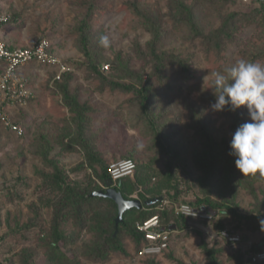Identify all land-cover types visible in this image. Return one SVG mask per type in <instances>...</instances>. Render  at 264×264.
I'll return each mask as SVG.
<instances>
[{
    "label": "rangeland",
    "instance_id": "rangeland-1",
    "mask_svg": "<svg viewBox=\"0 0 264 264\" xmlns=\"http://www.w3.org/2000/svg\"><path fill=\"white\" fill-rule=\"evenodd\" d=\"M83 1L2 0L4 11L11 20L0 27V36L11 47L29 46L42 37L49 40L55 53L72 67L69 88L76 91L81 103L86 102L92 107L89 133L95 139L98 156L107 168L111 162L132 158L142 172L149 175L146 189L142 185L134 192L128 186L123 188L127 199L143 201L139 192L151 198L157 182L155 171L166 170L172 152L163 153L153 145L152 136L145 132L143 120H138L136 110L130 106L132 94L103 88V81L98 78L97 72L89 68L88 58L78 47V34L74 31V26L86 12ZM130 1H136L142 10L156 14L165 28H170L172 24L167 0H96V8L90 16L95 41L91 49H96L97 54L93 56L97 55V71L107 78L120 76L119 72L112 73L111 68L116 54H120L123 60L130 57L133 68L143 64L136 57L133 46L138 42L145 48L151 36L128 5ZM184 1L189 4L194 0ZM259 1L233 0L221 8H205L201 17L204 31L218 26L222 16L229 12H249L259 6ZM239 33L242 38H249L247 51L264 44V38L258 36L253 25H243ZM102 34L111 41L108 48L99 44ZM163 49L189 57L192 61V72L188 79L181 77L179 67H167L166 83L180 89L179 95L162 103L160 110L163 118L159 127L163 128L166 138H163L164 145L168 141L177 152L173 160L181 183L178 201L173 202L195 203L197 198H205V194L199 184L201 172L193 163L194 151L200 147V143L189 125L191 109L203 110V116L211 121L218 141L222 138L231 141L230 119L221 111H213L207 96L214 91L212 74L224 72L225 68L231 67L242 57L237 52V44H228L217 58L214 53H207L201 48L199 38L185 33L171 37ZM4 64V61H0V70L4 69ZM221 64L225 66L224 69L220 67ZM105 65H108L107 69ZM17 73L28 81L33 96L22 110H11L12 119L19 120L26 130L25 136L17 137L0 124V264H20L23 250L31 252L32 264H57L47 259L44 243L52 231L55 210L60 208L63 196L49 184L50 177L47 176L53 172V168L45 165L38 151L47 152L66 184L81 190H105L106 185L97 176L101 167L97 164L90 166L83 150L70 146L69 136L73 132L68 124L72 113L61 95L52 89L51 68L29 63L19 68ZM167 84L160 88H165ZM244 118L246 121L249 119L248 112ZM139 144H143V148H138ZM131 178L135 179V173ZM112 187L116 188L117 182H112ZM263 189L264 181L256 183L254 191L257 197H254L251 192L239 187L234 198L238 213L249 214L259 207L264 218V205L258 203L262 199ZM220 191L214 189L209 197L218 202H228L233 198L230 193L222 194ZM167 192L173 191L163 189L162 196L170 200ZM159 207L160 204L157 205ZM69 210L61 213L63 221L59 228L70 240V244L64 248L65 252L78 264H211V254L216 257L217 264H262L253 263L251 254L252 248L263 241L264 231L257 228L255 223L239 220L231 214L222 223L224 228L240 235V242L237 243H231L219 235L218 216L210 220L187 218L185 222L180 220L178 223L170 218L167 223L172 224L173 230L170 247L162 254L137 256L133 238L120 229L123 250L109 252L106 258H95L90 248L105 234L108 224L102 218L114 215L113 206L109 202L96 205L87 212L83 222L78 221ZM166 210L174 212L170 207ZM135 215L136 212H133L127 218L131 221Z\"/></svg>",
    "mask_w": 264,
    "mask_h": 264
},
{
    "label": "trees",
    "instance_id": "trees-1",
    "mask_svg": "<svg viewBox=\"0 0 264 264\" xmlns=\"http://www.w3.org/2000/svg\"><path fill=\"white\" fill-rule=\"evenodd\" d=\"M96 0H84L86 6V12L84 17L74 26V31L78 34L77 45L81 49L84 56L88 59L87 63L91 70L97 72L98 78L103 81V88L107 87L111 90H119L124 93H131L132 98L129 100L131 108L136 110L138 120H143L145 132L152 136L153 145L157 146L163 153L172 152V157L167 162L166 170H156L157 182L152 189L151 198L162 195V190H172L173 192H167V196L171 201H178V193L180 186V177L178 175V168L174 164V156L177 152L168 143H163V138L166 140L163 134V128L160 129L159 122L163 118V112L160 107L163 102L171 100L175 96L179 95V87H173L166 83V69L167 67L177 66L180 69L181 77L183 79L190 78L192 72V61L189 57H183L179 54H174L163 49V46L167 41L178 33H185L191 35L193 38H199L201 48L207 53H214L218 58L225 51L228 44H237L238 54L246 60L253 62L264 63V44L260 48L249 50L248 42L249 38H242L239 35L241 27L244 25H253L257 30L259 37L264 38V0L259 1V6L252 8L249 12L232 11L222 16L221 22L215 28H211L207 32L204 31L202 26V11L207 7H224L233 0H194L192 3L187 4L184 0H167L168 12L171 19L170 28L162 26L160 19L154 13L150 14L142 10L136 1H130L128 5L132 8L133 12L137 16L139 23L150 34V39L146 42L145 48H142L138 42L134 43L133 49L135 55L139 60L143 61V64L139 68H133L130 66V57L123 60L120 54H116L115 63L111 66L112 73H120L117 78H107L102 73L97 71L96 49H91L94 44V37L92 35V26L90 16L92 11L96 8ZM11 20V17H10ZM149 65V69L147 68ZM223 69L225 66L220 65ZM226 69V68H225ZM71 71L63 74L61 80L55 81L53 90L59 93L63 99L65 106L68 107L72 113L71 121L68 124L72 129L73 134L69 136L70 146L78 147L83 150L86 162L90 166L97 164L101 167L100 172L97 174L98 178L103 184L107 179H110L107 165L104 164L102 158L98 156V151L95 147V139L90 135V112L92 107L86 103H81L78 99L76 91H72L69 88V83L72 79ZM164 84H167L165 88H160ZM159 87V88H158ZM210 105L215 102V93H211L207 96ZM231 121L232 134L236 128L243 122H245V114L247 112L246 107L241 106L235 112L225 109L221 111ZM190 126L194 130V135L197 141L200 143V147L196 149L193 155V163L195 167L201 172L199 177L200 187L205 194V198H197L195 203H188L194 208H204V210L211 209L216 211V215L213 218L219 217L217 222V228L220 231L224 229L222 220L231 214L239 220H247L255 223L256 227L264 231V218L260 214V210L257 207L255 212L249 214L238 213V210L234 204V198L236 191L239 187H243L247 191L251 192L254 197H257L255 193V184L264 181V175L259 172L256 174L243 175L239 169L235 166V157L229 155L230 152V140L222 138L217 140L214 136V129L210 120L203 116V110L198 108L191 109ZM19 121V120H18ZM17 123L20 124V122ZM23 126L25 127L24 123ZM26 130H24L25 136ZM63 146V144H62ZM45 163V165L53 168V172L48 174L49 184L53 185L59 190L63 196L60 201V208L55 210L52 231L49 237L45 240L44 249L46 257L49 261L57 262V264H78V261L73 260L65 252L64 248L67 244H70L69 238L61 230L60 223L63 221L62 217L64 211L69 210L78 221L83 222L87 212L98 206L102 202H109L114 208V215L112 217H104L102 221L108 224L106 232L101 236L100 240L95 241L90 248L91 255L95 258H106L109 252H116L123 250V245L120 240V229L127 232L136 245L135 253L144 243L143 235L137 231L136 224L154 214H158L161 221L166 226H172L169 223L170 218L178 223L180 220L185 222L187 217L176 216L173 212H169L166 209L161 210L157 208L156 204L146 206L141 209L130 208L123 213V220L115 226V217L117 215L116 203L106 197L92 196L91 190H81L63 182L61 172L54 163V161L48 157L47 152L44 150L38 151ZM132 159V158H130ZM134 160V159H133ZM135 161V160H134ZM156 161V160H155ZM136 163L135 179L130 176L124 177L117 182L116 189L120 191L124 198L123 188L129 187L131 192L138 189V186L142 185L145 189L148 185L149 175L147 172L143 173L142 169ZM109 165V164H108ZM216 189L223 193H230L233 198L228 202H218L211 199L209 196L211 192ZM220 191V192H221ZM262 199L258 200L259 205H264V189L262 191ZM143 201L149 197L145 196L143 192H139ZM142 201V200H141ZM142 201V202H143ZM187 203V202H186ZM136 212L135 218L129 221L128 215ZM116 228V232H115ZM232 233H237L231 231ZM264 246V239L252 248L253 252L260 250ZM210 255V254H209ZM31 252L23 250L21 252L20 264H32ZM211 264H217L216 257L210 255Z\"/></svg>",
    "mask_w": 264,
    "mask_h": 264
},
{
    "label": "built area",
    "instance_id": "built-area-1",
    "mask_svg": "<svg viewBox=\"0 0 264 264\" xmlns=\"http://www.w3.org/2000/svg\"><path fill=\"white\" fill-rule=\"evenodd\" d=\"M10 21V15L4 11L0 0V27ZM0 61H4V69L0 70V124L16 136L24 134V128L12 119L11 110H22L32 98L33 91L26 79L18 76V69L29 64L37 63L51 68L52 83L61 80L64 73L72 71V67L62 59L52 48L45 37L36 39L29 46L11 47L0 36ZM105 69L108 65L104 66ZM15 113V112H14ZM136 163L133 159L122 158L108 165L111 182H118L120 176H133ZM125 176V177H127ZM124 178V177H123ZM171 208L176 216L210 220L212 213L204 209L192 207L188 203L173 202L163 197L159 209ZM136 229L143 235L144 243L136 252L139 257H153L162 254L170 247L172 226H166L158 214H154L136 224ZM219 235L231 243L240 242V235L232 233L226 228L219 231ZM253 263L264 264V246L251 254Z\"/></svg>",
    "mask_w": 264,
    "mask_h": 264
},
{
    "label": "clouds",
    "instance_id": "clouds-1",
    "mask_svg": "<svg viewBox=\"0 0 264 264\" xmlns=\"http://www.w3.org/2000/svg\"><path fill=\"white\" fill-rule=\"evenodd\" d=\"M110 43L107 35H100V46L108 48ZM212 75L215 102L211 109L235 112L244 106L249 116L232 134L229 155L235 157V166L243 175H264V63L241 58Z\"/></svg>",
    "mask_w": 264,
    "mask_h": 264
},
{
    "label": "water",
    "instance_id": "water-1",
    "mask_svg": "<svg viewBox=\"0 0 264 264\" xmlns=\"http://www.w3.org/2000/svg\"><path fill=\"white\" fill-rule=\"evenodd\" d=\"M106 188L105 190H95L92 192V196H102L106 198L112 199L117 205V215L115 217V226L117 227L118 223L123 220V213L130 208H143V205L150 206L156 204L157 202H161L163 200V196H157L153 198H147L143 202L140 199H126L123 197L122 193L118 191L116 188L112 187V182L110 179H107L105 182ZM204 209V208H202ZM213 215H216V211L207 209ZM116 232V231H115Z\"/></svg>",
    "mask_w": 264,
    "mask_h": 264
},
{
    "label": "bare ground",
    "instance_id": "bare-ground-1",
    "mask_svg": "<svg viewBox=\"0 0 264 264\" xmlns=\"http://www.w3.org/2000/svg\"><path fill=\"white\" fill-rule=\"evenodd\" d=\"M125 176H127V174H124V175L120 176L119 178H123V177H125Z\"/></svg>",
    "mask_w": 264,
    "mask_h": 264
}]
</instances>
